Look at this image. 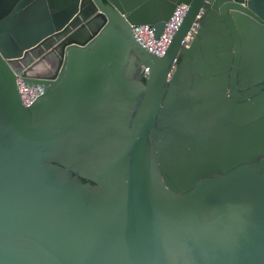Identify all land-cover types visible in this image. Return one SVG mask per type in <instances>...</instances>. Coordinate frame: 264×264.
Segmentation results:
<instances>
[{
    "label": "water",
    "instance_id": "95a60500",
    "mask_svg": "<svg viewBox=\"0 0 264 264\" xmlns=\"http://www.w3.org/2000/svg\"><path fill=\"white\" fill-rule=\"evenodd\" d=\"M0 264H264V0H0Z\"/></svg>",
    "mask_w": 264,
    "mask_h": 264
},
{
    "label": "built area",
    "instance_id": "2783aa9c",
    "mask_svg": "<svg viewBox=\"0 0 264 264\" xmlns=\"http://www.w3.org/2000/svg\"><path fill=\"white\" fill-rule=\"evenodd\" d=\"M187 6L184 4L178 5L173 11L169 20L165 23L164 30L158 39L154 38V29L149 25H140L133 27V33L136 40L149 52L156 54L157 56H162L167 49L173 34L176 32L180 26L183 17L186 13ZM196 27L193 24L192 29ZM192 37L191 32L187 34V37L183 41L184 45H188ZM19 93L23 105L28 106L32 104L36 98L42 93V87L40 86H26L20 80Z\"/></svg>",
    "mask_w": 264,
    "mask_h": 264
}]
</instances>
